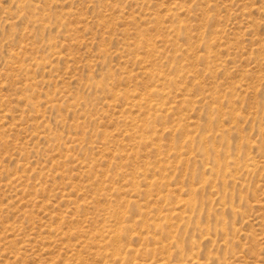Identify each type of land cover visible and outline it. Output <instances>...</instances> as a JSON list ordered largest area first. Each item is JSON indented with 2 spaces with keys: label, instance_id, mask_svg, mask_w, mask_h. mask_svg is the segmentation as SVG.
<instances>
[{
  "label": "rangeland",
  "instance_id": "374dc122",
  "mask_svg": "<svg viewBox=\"0 0 264 264\" xmlns=\"http://www.w3.org/2000/svg\"><path fill=\"white\" fill-rule=\"evenodd\" d=\"M0 264H264V0H0Z\"/></svg>",
  "mask_w": 264,
  "mask_h": 264
}]
</instances>
